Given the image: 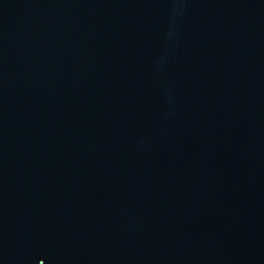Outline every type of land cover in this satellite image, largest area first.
Returning <instances> with one entry per match:
<instances>
[{"label": "water", "instance_id": "obj_1", "mask_svg": "<svg viewBox=\"0 0 264 264\" xmlns=\"http://www.w3.org/2000/svg\"><path fill=\"white\" fill-rule=\"evenodd\" d=\"M0 264H264V0H0Z\"/></svg>", "mask_w": 264, "mask_h": 264}]
</instances>
